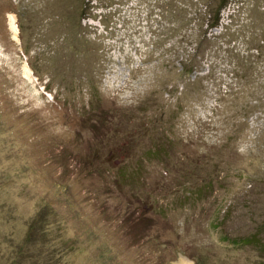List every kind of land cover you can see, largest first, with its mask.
Masks as SVG:
<instances>
[{"label":"rangeland","instance_id":"374dc122","mask_svg":"<svg viewBox=\"0 0 264 264\" xmlns=\"http://www.w3.org/2000/svg\"><path fill=\"white\" fill-rule=\"evenodd\" d=\"M234 1L0 0V264H264V0Z\"/></svg>","mask_w":264,"mask_h":264},{"label":"trees","instance_id":"16d2710c","mask_svg":"<svg viewBox=\"0 0 264 264\" xmlns=\"http://www.w3.org/2000/svg\"><path fill=\"white\" fill-rule=\"evenodd\" d=\"M232 2H235V1L234 0H219V3L217 5L216 9H214L213 11L210 12L211 16L209 19L210 21L208 23L209 28H216V27L220 26V23L222 20V12ZM234 11H235V9H234ZM234 16H235V14L230 15L229 18L231 19V21H232V17H234ZM256 236H258V235H251L250 240H252L253 242L257 241V240H255Z\"/></svg>","mask_w":264,"mask_h":264}]
</instances>
